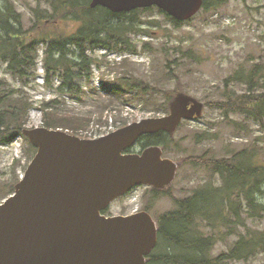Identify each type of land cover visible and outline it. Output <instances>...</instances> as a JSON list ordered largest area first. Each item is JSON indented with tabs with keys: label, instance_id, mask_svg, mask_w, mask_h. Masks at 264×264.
I'll return each mask as SVG.
<instances>
[{
	"label": "rangeland",
	"instance_id": "1",
	"mask_svg": "<svg viewBox=\"0 0 264 264\" xmlns=\"http://www.w3.org/2000/svg\"><path fill=\"white\" fill-rule=\"evenodd\" d=\"M6 2L12 3L21 15L27 31L36 22V11L41 15L46 10L51 13L46 0H0L1 9ZM161 11L154 7L134 16L140 24V31L129 36L137 47V53L105 49L88 51L89 58L94 61L91 74L89 78L79 79L77 85L80 91L76 94L59 92L58 88L63 83L59 77L51 78L52 88L47 83L45 41L39 46L37 70L30 67L23 78L15 77L8 64L0 61V98L4 92L7 95L16 92L15 98L24 94L34 104L25 129L44 127L41 106L53 100H58L61 108L69 114L92 118L81 132L89 139L105 136L125 122L131 124L168 115L171 101L166 99V93L170 96L184 93L204 103L202 116L184 120L172 136L173 145L178 147L176 151L164 153L165 157L179 164L169 194L153 193L152 187L139 186L115 200L106 210L107 216L131 215L148 208L156 218L176 208L171 196L186 198L208 183L215 186L222 184L220 177L211 170L189 163L187 160L190 157L228 158L246 149L254 152L257 165L264 164V125L248 116L226 115L216 105L246 92L244 83H227L237 71L247 70L259 63L264 66V0H228L217 9L201 10L190 22H180L179 25ZM79 26L78 22L68 19L47 24L39 28V33L41 39L49 41L58 34L70 36ZM125 77L132 81L133 78L140 80L148 92L154 90L151 103H146L140 89L126 91L124 101L110 96L108 90L118 86L119 79ZM260 87L262 90L258 91H264V76ZM110 101L116 104L103 110ZM102 110L103 115H100ZM31 146L24 135L17 136L9 144L0 141L1 203L12 195V189L19 182L17 177L20 180L24 177L36 155L37 149L34 151ZM132 149L135 153L142 150L139 145ZM262 188L256 200L264 205V186ZM246 212L249 209L244 208L245 226L240 225V230H264V215L251 217ZM236 240L237 236H232L227 242L219 243L213 254L217 256L227 251ZM229 264H264V253L260 252L246 262Z\"/></svg>",
	"mask_w": 264,
	"mask_h": 264
},
{
	"label": "trees",
	"instance_id": "2",
	"mask_svg": "<svg viewBox=\"0 0 264 264\" xmlns=\"http://www.w3.org/2000/svg\"><path fill=\"white\" fill-rule=\"evenodd\" d=\"M46 1L51 7V13L46 10L41 15L36 11V22L29 31L24 29L23 19L15 11L12 3L6 2L3 9L0 8V61L8 64L9 71L15 77L23 78L30 67L37 70L39 46L45 41L47 43L44 51L46 81L52 88L51 78H61L63 83L58 91L69 94L80 91L77 85L79 79L90 77L94 61L89 58L88 51L105 49L111 52L137 53V47L129 36L140 31V24L134 16L140 11L151 10V8L138 9L129 13L114 14L103 7L91 9V0ZM227 1L203 0L202 10L217 9ZM161 13L165 14L163 11ZM166 16L176 25L180 24L169 15ZM68 19L80 24L75 33L70 36L58 34L49 41L41 39L39 28ZM148 47L149 44L146 48ZM263 76L262 63L254 64L247 70L237 71L227 83H244L247 86L246 92L236 99L229 97L228 101L218 102L216 105L226 115L248 116L264 125V91H258L262 90L260 85ZM119 83L118 86L108 90V94L116 96L118 100L124 99L126 91L133 92L137 89H140L146 103H151L155 96L154 90L152 93L148 92L146 86L135 78L132 81L125 77L119 79ZM6 93L4 92V96L0 98L2 105L0 141L9 144L17 136L23 135L29 112L34 104L24 94L15 98L16 92L10 95ZM166 96L168 101H172L176 95L170 96L166 93ZM109 103L103 107V110L116 104L114 101ZM61 105L58 100H53L41 106L44 127L61 129L89 139L82 136L81 132L91 123L92 118L69 114L61 108ZM103 110L99 111L100 115H103ZM165 111H168L166 107ZM127 125L128 123L125 122L118 129ZM172 136L166 132L146 135L139 139L137 145L140 146L141 151L150 146H160L167 154L178 148L173 145ZM31 149L36 150L33 146ZM133 152V149L127 151V153ZM254 157V152L244 149L228 158H188L189 163L203 166L218 175L222 184L215 186L208 183L186 198L178 199L171 196L176 208L154 218L158 223V245L148 257L147 264H229L246 262L258 253H264V230L246 232L240 230V225L245 226L244 208L249 209L246 213H250L251 217L264 215V205L256 200V195L262 193L264 186V164L257 165ZM18 181H20L19 177H17ZM14 189L11 194L15 192ZM170 189L171 187L163 191L152 189V192L169 194ZM145 211L150 213L148 208ZM103 214L107 215V211L105 210ZM232 236H237L233 245L227 251L215 256L213 253L216 246L221 242H227Z\"/></svg>",
	"mask_w": 264,
	"mask_h": 264
},
{
	"label": "water",
	"instance_id": "3",
	"mask_svg": "<svg viewBox=\"0 0 264 264\" xmlns=\"http://www.w3.org/2000/svg\"><path fill=\"white\" fill-rule=\"evenodd\" d=\"M203 0H91L114 14L157 7L178 22L193 19ZM205 105L181 93L170 112L85 139L36 127L22 134L37 153L15 192L0 202V264H147L158 245V223L147 211L106 216L118 198L139 186L169 188L179 164L160 146L127 153L146 135H174Z\"/></svg>",
	"mask_w": 264,
	"mask_h": 264
},
{
	"label": "bare ground",
	"instance_id": "4",
	"mask_svg": "<svg viewBox=\"0 0 264 264\" xmlns=\"http://www.w3.org/2000/svg\"><path fill=\"white\" fill-rule=\"evenodd\" d=\"M89 6V5H88Z\"/></svg>",
	"mask_w": 264,
	"mask_h": 264
}]
</instances>
